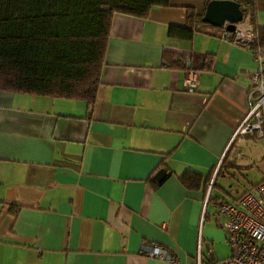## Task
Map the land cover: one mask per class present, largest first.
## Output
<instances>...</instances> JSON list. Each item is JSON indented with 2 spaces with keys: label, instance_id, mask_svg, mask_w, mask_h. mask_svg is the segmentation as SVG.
Wrapping results in <instances>:
<instances>
[{
  "label": "crops",
  "instance_id": "crops-1",
  "mask_svg": "<svg viewBox=\"0 0 264 264\" xmlns=\"http://www.w3.org/2000/svg\"><path fill=\"white\" fill-rule=\"evenodd\" d=\"M208 1L114 14L89 106L0 93V264H164L138 253L144 243L178 264H193L197 247L204 262L229 255L214 202L234 201L264 174L240 196L212 190L222 167L263 163L264 138L235 133L257 69L250 51L211 28L189 39L175 30L188 28L186 9L202 17ZM246 1L264 31V0ZM170 28L180 35L168 37ZM169 52L183 68L162 66ZM187 69L197 74L193 92ZM186 172L199 181L183 185Z\"/></svg>",
  "mask_w": 264,
  "mask_h": 264
},
{
  "label": "trees",
  "instance_id": "trees-1",
  "mask_svg": "<svg viewBox=\"0 0 264 264\" xmlns=\"http://www.w3.org/2000/svg\"><path fill=\"white\" fill-rule=\"evenodd\" d=\"M168 1L0 0V93L80 100L91 105L112 16L145 18L150 9L167 7ZM238 5L264 48V31L254 27L251 2ZM185 22L188 28H170L167 36H179L176 30L181 31V38L189 39L191 31L201 27L220 31L202 23L201 16L190 8L185 10ZM183 61L169 52L162 66L183 68ZM179 180L192 186L199 178L186 172Z\"/></svg>",
  "mask_w": 264,
  "mask_h": 264
},
{
  "label": "built area",
  "instance_id": "built-area-1",
  "mask_svg": "<svg viewBox=\"0 0 264 264\" xmlns=\"http://www.w3.org/2000/svg\"><path fill=\"white\" fill-rule=\"evenodd\" d=\"M227 26V23L222 24L218 39L247 48L257 64V69L251 75L252 85L246 95L249 109L235 133L252 134L261 139L264 138V48L260 46L259 35L252 26L237 23L233 24L232 31ZM182 82L188 92H193L197 74L187 69ZM253 93L259 94L255 100L251 98ZM213 216L220 220V226L226 234L229 255L213 262H204L198 256L197 247L193 264H264V177L234 201L216 200ZM138 251L147 259L178 264L169 250L157 245L144 243Z\"/></svg>",
  "mask_w": 264,
  "mask_h": 264
},
{
  "label": "rangeland",
  "instance_id": "rangeland-1",
  "mask_svg": "<svg viewBox=\"0 0 264 264\" xmlns=\"http://www.w3.org/2000/svg\"><path fill=\"white\" fill-rule=\"evenodd\" d=\"M243 22H245V20H243ZM247 149L249 150V147ZM238 153L242 154V151L238 150ZM234 162L241 164V159L238 158L234 160ZM245 168L247 169L244 171H238L227 167H222L215 182L216 187H214L212 190V196L222 199L227 198V192H229L230 196L233 197L240 196L251 185L256 184L259 181L261 175L264 174V162H256L255 165L246 166ZM217 223L220 224V220H216V224ZM219 252L220 250L217 251V253Z\"/></svg>",
  "mask_w": 264,
  "mask_h": 264
},
{
  "label": "water",
  "instance_id": "water-1",
  "mask_svg": "<svg viewBox=\"0 0 264 264\" xmlns=\"http://www.w3.org/2000/svg\"><path fill=\"white\" fill-rule=\"evenodd\" d=\"M242 21V12L238 3L231 0H210L204 8L201 22L212 27L220 28L223 23H227V29L232 31L233 24ZM164 172L160 170L154 177L156 181L163 178Z\"/></svg>",
  "mask_w": 264,
  "mask_h": 264
}]
</instances>
